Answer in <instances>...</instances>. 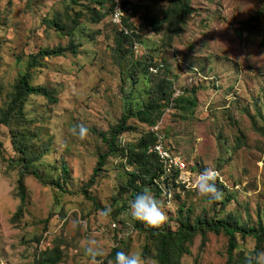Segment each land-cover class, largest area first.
<instances>
[{
	"label": "rangeland",
	"instance_id": "obj_1",
	"mask_svg": "<svg viewBox=\"0 0 264 264\" xmlns=\"http://www.w3.org/2000/svg\"><path fill=\"white\" fill-rule=\"evenodd\" d=\"M128 1L126 16L140 33V46L134 49L126 44L120 51L116 45L120 31L110 17L99 25L83 19L72 36L66 37L50 23L56 14L66 11L69 2L0 0V110L27 72L32 55L43 49L66 48L71 42L81 46L77 55L41 58L31 68V83L54 90L58 103L52 105L44 97L32 95L25 104L30 123L23 124L33 136L36 151L45 150L33 168L46 184L25 176L22 205L16 182L20 168L12 163L19 155L12 135L23 125L16 121L11 126L0 125L6 159L0 157V264H36L38 252L54 247L60 250L58 264H104L116 246L128 254H142L146 234L135 228L129 214L130 193L120 190L134 167L125 165L120 154L109 156L105 170L89 182L99 154L107 152V144L91 130L109 131L126 108L138 110L149 100V77L142 75L139 82L131 78V64L139 59L153 58L155 64H164L175 82L173 98L195 105L174 106L171 102L153 128L130 120L137 129L124 133L120 144L135 145L152 130L163 136L164 145L181 159L193 179L211 167L220 173L218 181L226 187L222 199L210 201L170 184L168 194L164 190L156 197L167 216L160 227L178 228L181 203L186 205L187 222L193 223L204 211L219 218L232 213L248 225L256 224L258 213L264 220V20L238 35L241 23L260 10L264 0H191L193 12L172 46L164 41L165 33L155 35L144 23L145 16L161 17L171 0ZM82 3L92 4L91 0ZM72 8L73 17L81 11ZM77 124L89 130L84 140L71 132ZM62 163L69 175L58 189L48 183L60 178ZM230 194L235 198L222 208L221 200ZM124 202V208L113 215ZM106 208L111 209L107 217L102 215ZM73 221L81 223L74 226ZM90 242L103 253L95 262L85 255ZM201 243V236H194L186 245L190 253L182 255L180 264L227 262L228 238L224 234L207 233L206 243ZM238 245L235 259L254 249L255 241L238 236Z\"/></svg>",
	"mask_w": 264,
	"mask_h": 264
},
{
	"label": "trees",
	"instance_id": "obj_2",
	"mask_svg": "<svg viewBox=\"0 0 264 264\" xmlns=\"http://www.w3.org/2000/svg\"><path fill=\"white\" fill-rule=\"evenodd\" d=\"M64 1L69 2V5L66 6V11L56 14L50 23V26L63 36H72L83 19L92 25H99L107 17H110V0H91L92 4L90 5L83 4V0ZM72 7L81 8V11L76 12L74 17L71 16V11H75ZM128 7L129 1L126 2L125 12H127ZM192 12L191 0H171V4L164 9L161 17L145 16L144 23L155 35L165 33L164 41L166 40L168 45L172 46L174 38L183 32L186 20ZM260 19L264 20V3L260 10H257L246 21L241 23L238 35L242 36V33L247 31L248 28H253L250 26L252 23L256 24ZM124 22L127 28L135 29L129 17H126ZM137 41H139V36H137ZM126 44H130L133 47V40L119 33V38L116 40L117 49L121 51ZM80 47L71 42L66 48L43 49L38 54L32 55L28 63L27 72L18 79L10 100L0 110V125L11 126L13 121L23 125L21 129L16 128L12 135L13 148L16 154L19 155V158L12 163L17 164L20 168L16 182L17 196L21 205L24 204L26 199L23 183L25 176H32L40 183L46 184V181L33 168L34 163L43 156L45 150L42 152L36 151L33 144V136L27 131V126L23 124L24 122L30 123L24 112L25 104L32 95L42 96L52 105L58 103L57 93L54 90L43 86L35 87L31 83V68L38 65L41 58L64 56L67 53L77 55ZM152 67H157L158 73L152 72ZM164 68L165 65L162 63L155 64L153 58L144 59V61L139 59L133 61L131 64V78L133 81L139 82L142 75L149 77L151 83L149 100L138 110H133L130 107L126 108L125 113H123L117 124L112 126L109 131L91 130L94 135L100 137L107 144V152L99 154L98 163L89 181L90 183L94 182L100 172L105 170L109 156L120 154L125 165L134 167V170L128 174L129 179L127 184L120 188L122 194L123 192L130 193V198L134 199L138 193L149 189L155 197H158L164 191L163 184L167 187L166 189H170L168 187L169 182L166 179H162L163 166L158 156L154 152H151L158 139L154 131L148 130L135 145L123 147L119 142L120 137L124 133L137 129L135 125L130 124V120L132 119H137L140 123L153 128L161 121L171 102L174 103V106H179L180 103L195 105V102L181 99V97L173 98L175 94V82L169 78V74ZM0 157L6 161L1 141ZM60 173V180H51L48 184L61 189L69 175V170L65 163L61 164ZM216 186L221 193L223 190H226V187L222 183H219L218 180ZM181 188L185 189L183 186ZM87 197L94 201L96 208H101L93 197L89 195ZM234 198L235 196L230 194L229 197L227 196L221 200V207H225L226 203ZM114 200L117 201L116 197ZM125 204L126 202L123 203L121 208H116L113 211V215L116 216L124 208ZM185 210L186 205L181 203L177 212L179 226L175 231L167 230V228L162 229L161 227L153 228L140 221H135V228L140 229V231L146 234V242L142 250L144 258L153 256L157 260V264H180L182 255L190 253L186 245L192 243L194 236L199 234L202 239L201 244L204 246L207 241V233L224 234L228 238V260L225 264H246L245 255L239 256L238 259H235L233 255L234 250L239 246L238 236L244 240L251 237L255 241L254 251H263L264 220L261 219L259 213L255 225L242 224L239 217L232 213H229L225 218H219L216 214L209 217L207 211H204L201 216L196 217L192 223L186 221L184 217ZM20 212L21 208L17 211V214ZM36 242H39V240L37 239ZM118 251H122V249L119 246L114 247L104 264H107L108 260L114 262ZM37 257L36 264H58L61 259L60 250L57 247L53 249L46 248L44 251L38 252Z\"/></svg>",
	"mask_w": 264,
	"mask_h": 264
},
{
	"label": "clouds",
	"instance_id": "obj_3",
	"mask_svg": "<svg viewBox=\"0 0 264 264\" xmlns=\"http://www.w3.org/2000/svg\"><path fill=\"white\" fill-rule=\"evenodd\" d=\"M88 131V128L83 124H77L71 129L73 135H78L81 140L87 137ZM219 178L220 173L216 169L206 167L197 177L190 179L186 186L189 190L195 191L202 197H207L210 201H217L222 199L223 195L216 186ZM110 213L111 209L106 208L103 210L102 215L107 217ZM129 214L132 220L140 221L153 228H159L167 219L160 202L149 189L138 193L130 201ZM79 223L81 222L73 221L74 226ZM85 255L91 257L93 262H95L97 257L103 255V253L99 248L93 247L90 242L85 247ZM245 260L246 264H264V251L255 252L254 249H250L245 256ZM109 264H157V262L151 257L145 259L139 252L128 254L124 251H118L114 262H109Z\"/></svg>",
	"mask_w": 264,
	"mask_h": 264
},
{
	"label": "built area",
	"instance_id": "obj_4",
	"mask_svg": "<svg viewBox=\"0 0 264 264\" xmlns=\"http://www.w3.org/2000/svg\"><path fill=\"white\" fill-rule=\"evenodd\" d=\"M111 1V13L110 20L113 26H115L120 33L124 34L125 37H129L133 40L134 49H138L140 46L137 41V36L140 35L138 29H130L125 26L124 19H126V12L124 10L126 2L128 0H110ZM151 71L158 73L157 67H152ZM157 135V134H156ZM158 136V139L151 149V152H154L160 163L163 166V176L162 179H166L169 182V185H175L179 187H185L189 189L186 185L190 179H193L191 174L186 170L185 164L181 161L179 157H176L172 154V151L166 147L163 143V136ZM165 193L168 194L170 189H166V186H163ZM114 228H117V224L113 223Z\"/></svg>",
	"mask_w": 264,
	"mask_h": 264
}]
</instances>
